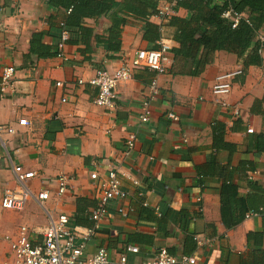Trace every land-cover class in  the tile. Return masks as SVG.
Masks as SVG:
<instances>
[{"label":"crops","instance_id":"obj_1","mask_svg":"<svg viewBox=\"0 0 264 264\" xmlns=\"http://www.w3.org/2000/svg\"><path fill=\"white\" fill-rule=\"evenodd\" d=\"M114 1L121 4L126 0ZM132 2L139 6L137 0ZM171 2L153 0L158 8ZM151 8L152 3L147 9ZM67 14L63 8H52L48 0H0V75L4 67H16L15 89L0 91V120L19 130L0 140V264L10 258V239L22 225L38 231L49 222L34 197L23 210L2 207L3 193L17 185L16 164L36 173L30 187L34 193L50 191L47 210L71 227L94 225L89 215L98 204L101 183L90 173L98 171L103 177L111 166H119L121 173L131 175L129 179L121 174L122 186L129 193L128 215L118 211L121 201L112 200L111 215L99 223L88 242L89 252L105 247L111 264H121L124 253L127 264H140L160 247L195 254L198 264L262 261L256 249L264 250V234L260 248L254 239L248 240V234L264 232V212L227 227L222 222L218 171L220 167L234 170L238 197L247 210L264 209V143L259 145L258 140L264 134V50L260 63L249 65L245 62L251 50L242 57L226 50L204 51L208 61L199 75L172 74V49L180 44L170 20L150 16L149 21L160 27V37L153 38L147 37L143 19L122 13L126 22L120 26L119 47L114 50L107 47L115 23L111 11L85 17L81 25L92 30L91 35H71L60 55L41 58L31 54L33 34L54 30L52 24L65 21ZM189 14L183 7L174 13L183 19ZM164 36L171 47L168 72L159 76L160 93L151 103L149 121L140 118L143 100L156 76L147 67L133 70L132 78L118 85L112 108L94 102L98 90L87 81L98 68L115 69L139 48H158ZM44 41L56 44L52 34ZM238 69L243 73L234 76L232 91L225 97L230 103H240L242 114L233 117L215 101L213 86L217 76ZM79 79L86 82L80 84ZM57 81L63 87H57ZM170 111L179 116L177 121L168 118ZM20 118L31 121V126L18 125ZM249 126L254 133L247 132ZM130 135L136 141L127 153ZM255 170L251 179L248 173ZM63 174L72 179L69 190L60 196L56 178ZM183 209L191 217L187 230L179 221ZM129 244L140 251H127Z\"/></svg>","mask_w":264,"mask_h":264},{"label":"built area","instance_id":"obj_2","mask_svg":"<svg viewBox=\"0 0 264 264\" xmlns=\"http://www.w3.org/2000/svg\"><path fill=\"white\" fill-rule=\"evenodd\" d=\"M176 3L177 0H174L163 7H159L157 12L151 16L159 17L163 21L170 20L175 13ZM70 11L71 9H68L67 13ZM223 17L232 19L233 27H236L241 19H245L250 23L247 12H237L232 6L223 13ZM68 38L69 33L64 30L58 45L60 52ZM256 40L260 43L259 52L261 53L264 50V24L257 29ZM170 49L169 42L164 36L159 40L158 48H139L131 57L125 58L123 63L115 69L98 68L95 75L87 81V83L98 90L94 102L107 109L112 108L118 98V85L131 79L133 70L147 67L155 71L156 76L152 79L143 100L140 118L142 122L149 121L151 118V103L160 93L159 76L168 72L166 61L167 53ZM241 73H243V69L219 75L213 86V92L217 95L215 101L229 111L233 117H239L242 114L240 103H230L225 97L232 91L234 76ZM15 74V66L9 65L3 68L2 75H0V91L2 93L15 89ZM78 82L84 84L86 81L79 79ZM55 85L63 87V82L57 81ZM63 100L65 101L66 97ZM167 116L173 121L179 119V116L173 111L168 112ZM30 124H32L31 121L26 118L18 120V125L20 126H31ZM13 125V123H5L0 120V140H3L6 135H13L19 131ZM262 126L264 127V122ZM254 131L255 129L251 126L247 128L248 133H254ZM135 141L136 137L130 135L126 142L127 153L134 149ZM261 163L264 165V155L261 158ZM13 169L17 185L3 193L1 199L2 207L10 210H23L28 201L34 197L46 211L49 222L38 231L27 225H22L18 235L10 239V258L4 261L3 264H111L109 252L105 247H99L93 252H89L88 242L97 233L99 223L111 215L110 204L112 200L121 201L118 211L124 216L128 215L125 205L129 193L122 186L121 174L131 179L130 174L121 173L119 166H111L108 169V173L103 177H100L98 171L90 173L92 179L100 180L101 183L98 204L90 212V219L94 221V225H74L71 227L65 220L55 218L47 210L45 202L51 196L50 191L42 189L40 192L34 193L30 187L29 181L36 177V173L24 169L20 164L13 165ZM255 174H257V170L249 172L248 176L253 179ZM71 179L72 177L66 174L56 178L59 184L58 195H64L69 190V181ZM134 183L138 184L137 181H134ZM144 206H147V201H144ZM259 213V211H248L245 217L249 218ZM35 234H39L41 237H35L38 236ZM194 237L199 244L203 243L198 235ZM126 250L134 253L140 251L138 246L132 244L127 245ZM127 261L126 253L122 254L120 263L127 264ZM140 264H198V259L195 254L172 253L168 248L160 247L152 257L143 260Z\"/></svg>","mask_w":264,"mask_h":264},{"label":"trees","instance_id":"obj_3","mask_svg":"<svg viewBox=\"0 0 264 264\" xmlns=\"http://www.w3.org/2000/svg\"><path fill=\"white\" fill-rule=\"evenodd\" d=\"M132 1L134 0H126L120 4L114 0H48V4L55 10L63 8L71 11L65 21L52 24L54 30L33 34L31 54L41 58L60 55L58 45L64 30L69 33L66 42H70L71 35L74 34L89 36L92 30L81 25L83 19L111 11L115 23L110 29L111 39L107 44L108 48L116 50L119 47L120 26L126 22L122 15L124 12H131L144 20L147 37H160V27L149 21L150 16L157 12L156 3H153V0H137L139 2L137 6ZM150 3L152 8L148 10ZM230 6L237 12H247L250 23L241 19L238 25L233 27V20L223 17V13ZM179 7L186 8L190 14L184 19L175 15L170 18V23L176 28L175 40L180 44L179 47L172 49L174 61L170 73L199 75L208 61L203 55L204 51L226 50L242 57L251 50L246 65L260 63V43L256 40V31L264 24V0H177L175 10ZM50 34L56 38V44L53 46L44 41L45 36ZM258 140L259 145L264 143V134L260 135ZM233 171L229 167H220L218 171L222 179L220 186L222 222L229 228L238 225L248 211L264 212L263 208L253 210L245 208L243 200L238 197V185L233 180ZM146 211L150 212L148 209ZM190 220L187 209L181 210L179 221L183 230H187ZM263 234L264 232H251L248 234V240L254 239L257 248H260L259 243ZM192 238L195 239L194 235ZM256 252H261L262 261H242V264H264V250L256 249Z\"/></svg>","mask_w":264,"mask_h":264}]
</instances>
